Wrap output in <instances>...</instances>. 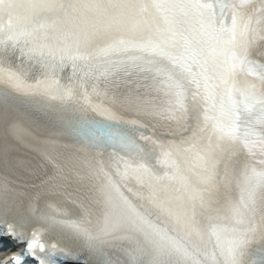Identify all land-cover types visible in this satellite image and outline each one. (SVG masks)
<instances>
[{
  "label": "snow or ice",
  "instance_id": "obj_1",
  "mask_svg": "<svg viewBox=\"0 0 264 264\" xmlns=\"http://www.w3.org/2000/svg\"><path fill=\"white\" fill-rule=\"evenodd\" d=\"M7 244L264 264V0H0Z\"/></svg>",
  "mask_w": 264,
  "mask_h": 264
}]
</instances>
